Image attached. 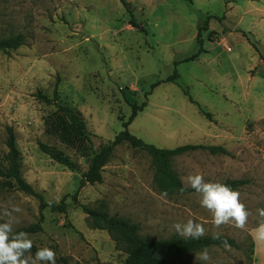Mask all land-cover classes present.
Returning a JSON list of instances; mask_svg holds the SVG:
<instances>
[{"label":"rangeland","instance_id":"374dc122","mask_svg":"<svg viewBox=\"0 0 264 264\" xmlns=\"http://www.w3.org/2000/svg\"><path fill=\"white\" fill-rule=\"evenodd\" d=\"M125 1L128 7L121 0H0V39L25 36L19 49L0 53V171L9 167L12 127L24 179L47 203L66 198L68 204L66 213L46 209L43 230L27 233L30 255L47 247L56 264H125L127 254L109 233L89 227L88 207L140 224L146 239L181 236L173 225L192 220L204 236L224 235L239 245L208 248L207 261L194 259L204 250L178 258L165 253L168 262L264 264V242L253 238L264 222L257 213L264 208V0ZM56 85L58 102L82 114L89 140L72 144L49 128L46 118L57 108L38 95L53 97ZM144 102L129 130L145 142L167 149L222 146L231 153L197 150L173 165L189 189V175L220 184L249 180L237 190L249 212L244 229L215 228L195 191L165 196L151 158L128 144L114 151L102 183L79 188L93 153L124 130L132 104ZM41 144L72 158L78 170L58 164ZM13 207L21 211L13 213L12 235L40 220V201L0 173V223Z\"/></svg>","mask_w":264,"mask_h":264},{"label":"trees","instance_id":"16d2710c","mask_svg":"<svg viewBox=\"0 0 264 264\" xmlns=\"http://www.w3.org/2000/svg\"><path fill=\"white\" fill-rule=\"evenodd\" d=\"M126 7H128L125 0H121ZM132 18L130 24L137 26V21L131 11ZM216 34L215 31L212 35ZM211 38V36H210ZM211 41H213V36ZM25 44V36L18 34L16 36H10L0 39V53L10 54L16 51ZM203 51V50H202ZM199 55H195L191 59L197 58ZM190 59V60H191ZM179 75L175 73L174 76L168 78L169 81H173L178 78ZM59 82V81H58ZM159 83L153 84L151 89L158 86ZM58 85L54 88L53 97H49L44 94H39L38 97L49 105H54L57 111L54 115L49 116L47 124L49 128L61 137L72 144H75L81 140H89L87 134V123L84 120L81 113L73 108L63 105L58 102L59 91ZM150 93H147V96ZM192 103H196L193 98L187 93ZM147 106L146 102L139 105L133 103V112L128 121L123 124L124 130L121 131L113 140L103 145L98 151H95L90 158L88 170L83 174L79 188H83L86 185H95L103 182V171L105 166L112 160L114 151L117 147L124 144H128L133 149L143 151L151 158L152 166L155 170V180L158 188L164 194L170 195H182L188 192H194L192 188L189 189L182 182L179 175L174 169V161L176 158L197 150L209 151L211 154H224L231 155V153L222 146H206V145H183L174 149L159 148L153 144L145 142L143 139L132 134L129 130V126ZM199 110L208 119L212 118V114L204 110L201 105H198ZM9 149L8 162L9 167L7 170H1L0 173L14 181L17 189L36 197L40 201V220L28 227L20 228L18 232L26 233H38L43 230L44 214L43 212L50 208L52 211L63 212L67 211V199L64 198L59 204H49L46 202L44 196L37 192L32 185H30L23 177L21 170V155L17 147L16 135L12 127L8 128V137L6 141ZM41 150L48 154L51 159L58 164L67 167L72 171L78 170L77 163L69 156L60 153L54 149H50L48 146L41 144ZM229 186L232 190L237 191L240 188L249 184L247 179L227 180L222 183ZM183 189V190H182ZM78 199V192L74 194V202ZM85 214L88 215V224L92 229L106 230L110 237L115 242L116 246L127 254L125 264H178L168 262L162 257L163 254H168L173 257H181L190 255L195 252L203 251L211 247H239L236 240L224 236H204L199 239L184 238L178 235L164 239H146L140 234V224L130 222L126 219L120 218L117 215H109L108 212L101 209H90L83 207ZM219 237V238H217ZM252 255H254V244H252Z\"/></svg>","mask_w":264,"mask_h":264},{"label":"clouds","instance_id":"9594fccd","mask_svg":"<svg viewBox=\"0 0 264 264\" xmlns=\"http://www.w3.org/2000/svg\"><path fill=\"white\" fill-rule=\"evenodd\" d=\"M187 184L201 196L200 205L211 213L212 224L219 229L230 225L237 229L246 227L249 212L246 206L240 202V193L229 186L220 183L205 182L202 175H189ZM183 190V189H182ZM166 196L167 193H164ZM19 207H13L11 211L5 209L4 217L8 220L0 223V264H56V253L47 247L38 249L34 256L30 255L33 248L32 240L26 232L13 233V213H19ZM257 213L264 218V208L257 209ZM173 227L184 238L199 239L205 235V228L192 220L185 224H174ZM254 240L264 242V222L259 223L254 230ZM219 238V237H217ZM29 254V255H26ZM195 260L207 261L210 259L207 250L196 253Z\"/></svg>","mask_w":264,"mask_h":264}]
</instances>
